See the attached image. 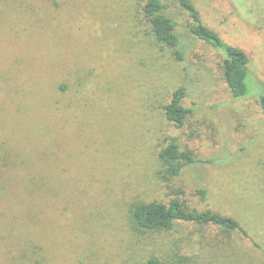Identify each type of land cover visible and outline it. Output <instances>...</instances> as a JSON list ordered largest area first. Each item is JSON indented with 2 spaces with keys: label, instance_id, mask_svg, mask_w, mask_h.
I'll use <instances>...</instances> for the list:
<instances>
[{
  "label": "rangeland",
  "instance_id": "374dc122",
  "mask_svg": "<svg viewBox=\"0 0 264 264\" xmlns=\"http://www.w3.org/2000/svg\"><path fill=\"white\" fill-rule=\"evenodd\" d=\"M145 0H0V264H264V111L236 99L224 55L163 0L185 58L158 42ZM264 82V0H192ZM184 86L186 124L165 107ZM250 95L261 89L248 81ZM176 141L200 162L167 177ZM180 200L240 221L134 226L139 203Z\"/></svg>",
  "mask_w": 264,
  "mask_h": 264
},
{
  "label": "trees",
  "instance_id": "16d2710c",
  "mask_svg": "<svg viewBox=\"0 0 264 264\" xmlns=\"http://www.w3.org/2000/svg\"><path fill=\"white\" fill-rule=\"evenodd\" d=\"M178 1L193 21L191 32L224 55V79L233 97L236 99L256 97L264 111V82L253 79L249 69L250 58L246 51L224 41L215 30L205 25L192 0ZM143 11L156 40L172 48L174 54L183 60L185 55L181 48L180 35L176 31V23L165 11L163 0H145ZM248 81L260 87V94H249ZM186 96L187 89L184 86L178 88L165 107L167 118L178 127L186 124L190 114V109L183 104ZM159 157L167 177L170 178L180 176L185 167L200 162L190 150L183 149L176 141L164 147ZM131 215L134 226L143 232L170 230L177 222H192L198 225L211 224L228 232L239 231L246 236L249 235L238 219L211 210H191L178 199H172L169 203L160 201L139 203L132 209ZM149 264H163V262L158 258H151Z\"/></svg>",
  "mask_w": 264,
  "mask_h": 264
}]
</instances>
